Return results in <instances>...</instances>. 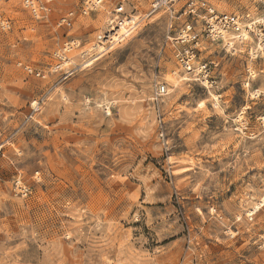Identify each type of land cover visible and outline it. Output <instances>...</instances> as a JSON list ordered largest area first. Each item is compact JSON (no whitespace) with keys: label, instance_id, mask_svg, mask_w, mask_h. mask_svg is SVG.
<instances>
[{"label":"rangeland","instance_id":"rangeland-1","mask_svg":"<svg viewBox=\"0 0 264 264\" xmlns=\"http://www.w3.org/2000/svg\"><path fill=\"white\" fill-rule=\"evenodd\" d=\"M154 1L82 16L64 0L36 21L0 0V264H264V205L248 213L264 199V53H247L253 33L264 42V4L194 0L253 31L235 53L202 41L217 65L203 87L181 81L167 40L186 16L170 32ZM119 4L137 29L89 52Z\"/></svg>","mask_w":264,"mask_h":264},{"label":"built area","instance_id":"built-area-1","mask_svg":"<svg viewBox=\"0 0 264 264\" xmlns=\"http://www.w3.org/2000/svg\"><path fill=\"white\" fill-rule=\"evenodd\" d=\"M64 0H19V3L31 19L47 20L49 19L58 4ZM181 0H156L152 3V13L158 9H164L168 15V30H174L173 21H178L181 17L186 16L185 22L177 29L173 36H168L167 40L172 46V57L177 65L178 70L187 75L188 79H192L203 87L211 86L213 83L212 76L216 71L217 65L211 61L201 60V52L203 50V40L209 43H220L227 52L235 53V44L244 45L247 43L248 35L253 31L246 27L242 17L237 14L218 13L215 9L205 3H198L194 0L187 1L179 11L173 9L174 5ZM264 4V0H256ZM105 3V0H80L79 13L87 16L91 12L97 11ZM73 10L64 11L58 17L57 27H64L74 17ZM129 21V22H128ZM125 24L123 33H118L121 26ZM139 21L134 16L125 13L122 4L117 5L112 15L107 21L105 28L96 36L95 42L89 49V52H95L94 47L100 45L104 47L119 43L126 37L131 35L138 27ZM9 28V20L4 19L0 15V30L5 31ZM256 44L248 47L247 53L257 58L264 53L263 34H256ZM79 48V43L71 40L62 44L60 50L55 56L64 61L66 56ZM86 50L80 51L81 58L89 56ZM24 70L28 74L33 71L25 67ZM39 76V73L35 74ZM166 87L159 84L155 89L156 97L166 95ZM20 195L26 196L27 191L22 187H17Z\"/></svg>","mask_w":264,"mask_h":264},{"label":"bare ground","instance_id":"bare-ground-1","mask_svg":"<svg viewBox=\"0 0 264 264\" xmlns=\"http://www.w3.org/2000/svg\"><path fill=\"white\" fill-rule=\"evenodd\" d=\"M258 21H260V20H258ZM129 22V21H128ZM248 26V25H247ZM251 28V27H250ZM125 30V24H123L122 26H121V28H120V30H119V32L118 33H123V31ZM97 49V50H99V52L101 53V49H102V47L100 46V45H98V46H96V47H94V49ZM95 49V50H96ZM99 54V53H98ZM187 80H189L188 79V77H186V75H184V77H182L181 78V81L183 82V81H187ZM181 81H175V80H172V84L174 85V87L175 86H177V84L179 83V82H181ZM264 205V199H262V200H260L258 203H256L255 205H254V207L252 208V210L251 211H249L248 213H249V216H252L255 212H257L259 209H260V207L261 206H263Z\"/></svg>","mask_w":264,"mask_h":264}]
</instances>
